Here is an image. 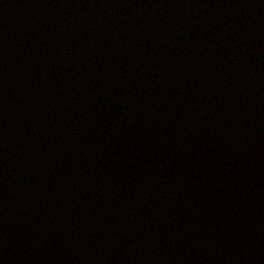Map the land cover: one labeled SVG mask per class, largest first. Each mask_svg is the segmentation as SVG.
Listing matches in <instances>:
<instances>
[{
  "label": "water",
  "instance_id": "95a60500",
  "mask_svg": "<svg viewBox=\"0 0 264 264\" xmlns=\"http://www.w3.org/2000/svg\"><path fill=\"white\" fill-rule=\"evenodd\" d=\"M0 264H264V0H0Z\"/></svg>",
  "mask_w": 264,
  "mask_h": 264
}]
</instances>
